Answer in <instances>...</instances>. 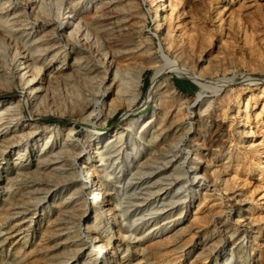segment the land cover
Instances as JSON below:
<instances>
[{
	"label": "rangeland",
	"instance_id": "rangeland-1",
	"mask_svg": "<svg viewBox=\"0 0 264 264\" xmlns=\"http://www.w3.org/2000/svg\"><path fill=\"white\" fill-rule=\"evenodd\" d=\"M76 1L85 4V7L77 5L75 10L85 9L79 17L89 22L93 34L107 44L105 48L114 55L116 65L144 67L139 96L131 112L126 113V104L114 100V85L107 92V80L97 92L94 85L98 84L99 76L61 70L65 50H71L61 23V14H64L61 8L68 0H0V17L9 20L1 24L3 27L0 25V75L3 77L8 72L13 77L16 74L12 78L13 84H0V99L16 103L25 98V88L12 59V45L27 41L28 46L36 50V56L40 55L39 62L45 63L42 77L47 82L43 90L47 96L38 108L24 109L20 123L31 119L39 126L43 137L52 134L53 143L59 141L61 144L67 138L68 141L82 139L89 133V124L103 130L106 136L116 129L123 130L122 140L109 145L106 155L109 160L104 167L111 173L104 172L102 179L109 186L103 193L106 206L114 207L106 199L110 194L116 196L121 200L120 208L125 218L122 219L121 211L113 208V216L102 215L96 221L99 224L103 220L102 225L112 237L107 243L108 248L100 253L98 261L95 260L96 253L93 255L85 248L91 246L92 234L100 233L105 237L106 232L86 229L94 221V211L82 213L84 205L78 200L79 195H70L71 182L80 183V177L84 176L80 161L73 159L76 154L71 152L62 167L64 175L71 172L68 177L58 173L51 175L50 164L45 162L39 171L32 164V157L28 158L34 154L33 158L37 159L49 151V147L41 150L44 140L34 143L39 136L32 135L21 138L14 144L24 153L17 159L18 163H24L14 165L13 162L14 168L0 165V264H47L52 258L57 264H89L91 258L94 264L100 261L104 264H264V0H179L180 18L173 11L170 0L164 1L162 8L169 16L165 34L155 33L150 0H108L110 7H105L106 10H98L104 0ZM245 1L253 3L251 10L259 8L260 11L249 15L240 11ZM56 2L62 4L59 6L62 17L49 14L56 8L53 5ZM142 12L150 15L144 16ZM119 23L125 26L124 29L135 30L132 31L136 34L135 40L141 41L137 47L131 44L132 41L124 40L123 33L127 30H118ZM181 30L186 34L180 40L181 44L176 45L171 32ZM108 32L112 37L117 34L121 43L129 44L123 47L109 44ZM167 41L173 43L172 47L165 45ZM160 42L172 58L176 56L175 49H184L185 56L190 53L188 56H193V61L190 57L187 59L189 64L186 63L192 72L207 81L225 78V84L217 92L213 88L201 89L185 75L164 70L153 83L156 70L165 63L166 54L160 51ZM38 44H43L42 52L38 50ZM48 45H54L56 53L51 61L49 57L41 56ZM118 47L132 49V53L115 54L113 50ZM248 77L255 80L250 81ZM152 87L154 96L146 100ZM80 93L90 94V99L85 101L88 111L84 115L78 110ZM165 108L169 110L166 125L159 126L153 120L142 132L137 126L133 130L129 126L133 117H147L152 111L158 115ZM201 111L203 115L199 116ZM0 117L9 119L5 112ZM3 125L0 126L2 132L7 130V125ZM218 134L223 139L216 140ZM173 137L176 148L167 152L164 145L170 139L174 140ZM16 149L9 152L0 148V162L13 161ZM86 152L87 149L82 151L83 154ZM171 157L174 167L165 165ZM97 164L90 162L88 166L96 167ZM18 167L24 170L17 175ZM194 170L198 173L197 180L193 179ZM202 174L208 178L199 182ZM92 178L97 181L98 173L95 172ZM89 190L90 184L83 186V197L90 206L92 195ZM154 197L165 199L158 205L164 206L158 212H155L156 203H151ZM61 203H64L63 208L73 207L75 213L70 210L72 214L67 211L62 215L64 218L61 216L63 219L58 222L63 223L62 231L57 242L48 234L62 213L59 212ZM67 235L79 244L85 243L84 251L77 252V256L74 250L69 252L65 248L71 241Z\"/></svg>",
	"mask_w": 264,
	"mask_h": 264
},
{
	"label": "bare ground",
	"instance_id": "bare-ground-1",
	"mask_svg": "<svg viewBox=\"0 0 264 264\" xmlns=\"http://www.w3.org/2000/svg\"><path fill=\"white\" fill-rule=\"evenodd\" d=\"M64 1V0H63ZM68 4L65 3L67 1H65L64 3L67 5H62V4H58L56 2V4L54 7H56L55 9H52L49 14H53L55 16H59L60 15V8L59 6L62 5L63 8V13L61 14L63 15V17L61 18V23H62V32L64 37L66 38V43L69 45L71 50H67L68 48H66L65 53H64V63L61 65V70L64 69H68L71 70L70 72H76L78 74V72L80 73H84L87 76H89L90 74H95L96 76L100 77V80L98 81L97 85L95 86V90L97 92L100 91V88L103 84L104 81L107 80V92L111 89V87H113L114 85V100L118 103V104H126L127 106V110L126 113L131 112L132 108H133V103L136 101V99L139 96V91L141 88V84L143 81V74H144V67L141 66H127L125 68H121L119 65L115 64L114 61V55H112V53L107 50L105 48L103 41L97 36L94 35L93 32L91 31L90 27H89V22H86L83 20V18L79 17V13L83 12L85 9H83L80 12H77L75 10V7H85L84 5H81L78 3V1L76 0H68ZM130 1V0H129ZM144 1V0H143ZM158 1V0H157ZM167 0H159L158 2H156V0H150L149 2L151 5V9H152V14H153V21L155 24V33H162L165 34V29L166 26L168 25L169 22V16L165 14V12L163 11L162 6L164 5V3ZM219 0H216V2H218ZM250 1V0H247ZM256 1V0H255ZM254 1V2H255ZM132 2V1H130ZM252 2V1H251ZM257 2V1H256ZM7 3V2H6ZM34 3V2H33ZM36 3V2H35ZM38 3V1H37ZM52 3V2H51ZM63 3V2H62ZM99 3V2H98ZM102 3V4H101ZM101 3L99 4L98 10H106L107 7L109 6L110 1L108 0H104L103 2L101 1ZM249 3V2H248ZM246 3H242V5L240 6V11H242L243 13L248 12L247 15H249V13H253V12H259V8H255L254 10H251L252 7L251 4ZM32 4V3H31ZM50 4V3H49ZM132 4V3H131ZM135 4V3H134ZM137 4V3H136ZM135 4V5H136ZM170 4L173 6V11H176V14L178 15V17L180 18V13H181V9L178 8V4H179V0H170ZM38 5V4H37ZM41 5V4H40ZM46 7V4H44ZM43 5V6H44ZM133 5V4H132ZM131 5V6H132ZM134 5V7H135ZM39 6V5H38ZM41 6V7H43ZM165 6V5H164ZM37 7V6H36ZM43 7V9L45 8ZM49 7V6H47ZM106 7V8H105ZM105 8V9H104ZM129 8H130V4H129ZM168 8V7H167ZM42 9V10H43ZM113 9V8H112ZM261 9V8H260ZM39 10V9H38ZM45 10V9H44ZM50 10V9H49ZM108 11V10H107ZM111 11V9H110ZM139 11V10H138ZM109 12V11H108ZM42 13V12H41ZM130 13V12H129ZM137 13V12H136ZM144 16H149L150 14H148L147 12H142ZM221 13V12H219ZM40 14V13H39ZM99 14V13H98ZM102 14V13H101ZM100 14V17H101ZM132 14V13H131ZM174 14V13H173ZM182 14V13H181ZM35 15V14H34ZM105 15V14H104ZM142 15V16H143ZM219 15V14H218ZM244 15V14H243ZM255 15V14H254ZM25 16V15H24ZM37 16V15H36ZM52 16V15H51ZM252 16V15H251ZM50 17V16H49ZM177 17V16H176ZM242 17V16H241ZM254 17V16H253ZM2 17H0V25H4L5 22H9V20H4L2 19ZM55 18V17H54ZM102 18V17H101ZM143 18V17H142ZM30 19V18H29ZM28 19V20H29ZM53 19V18H52ZM100 19V18H99ZM176 19V18H175ZM222 19V18H221ZM220 19V21H221ZM254 20V19H253ZM54 21V20H53ZM29 23V22H27ZM171 23V22H170ZM49 24V22H48ZM51 24V23H50ZM119 29L118 30H127L123 33V36L125 37V41L129 42L132 41L131 44H134L135 47H137L140 44V40H135L136 38V34H134L135 31L133 29H124L125 26L122 23H119ZM1 25V26H2ZM53 25V24H52ZM51 25V27H52ZM233 25V24H232ZM178 26V25H177ZM182 26V25H181ZM256 26V25H255ZM3 27V26H2ZM5 28V27H4ZM32 28V27H31ZM49 28V27H48ZM127 28V27H126ZM130 28V26H129ZM134 28V27H133ZM221 27H219L220 29ZM47 29V27H46ZM51 29V28H50ZM135 29V28H134ZM169 29V27H168ZM258 29V28H257ZM9 30V29H8ZM120 30V31H121ZM173 30V29H172ZM251 30V29H250ZM45 31V30H43ZM140 31V28H139ZM49 32V31H48ZM47 32V34H48ZM52 32V30H51ZM141 32V31H140ZM184 32V33H183ZM251 32V31H250ZM109 36H108V41L109 44L111 42L114 43L115 47H117L118 45H121L122 47L126 44L125 41H123L122 43L120 42V38L115 36H110V32ZM119 33V32H118ZM142 33V32H141ZM221 33V32H220ZM247 33V32H246ZM261 33V32H260ZM11 34V32H10ZM46 34V33H45ZM52 34V33H51ZM54 34V32H53ZM140 35V33H138ZM169 34V33H168ZM186 32L185 31H176L175 33L171 32V35L173 36L174 39V43H176V45H180L181 44V39L185 36ZM108 35V34H107ZM202 35V34H201ZM248 35V34H247ZM246 35V36H247ZM251 35V34H250ZM135 36V37H134ZM141 36V35H140ZM211 36V35H210ZM15 37V36H14ZM27 37V36H26ZM42 37V36H41ZM49 37V35H48ZM52 37V36H51ZM63 37V36H62ZM121 37V36H120ZM192 37V36H191ZM34 38V37H33ZM53 38V37H52ZM64 38V39H65ZM123 38V37H122ZM121 38V39H122ZM252 38V37H251ZM250 38V39H251ZM10 39V38H9ZM17 39V38H16ZM42 39V38H41ZM45 39V38H44ZM209 39V38H208ZM12 40V39H11ZM10 40V41H11ZM25 40V39H24ZM31 40V39H29ZM28 40V41H29ZM49 40V39H48ZM60 40V39H58ZM119 40V41H118ZM170 40V39H169ZM183 40V39H182ZM206 40V39H205ZM13 41V40H12ZM20 41V40H19ZM39 41V39H38ZM53 41V40H52ZM57 41V40H55ZM118 41V42H117ZM139 41V42H138ZM32 42V41H31ZM37 42V41H36ZM54 42V41H53ZM168 42V41H167ZM202 42V41H201ZM35 43V42H34ZM51 44V42H49ZM121 43V44H120ZM165 43V45H169L171 46V44L173 45V43L171 42V44ZM249 43V42H247ZM251 43V41H250ZM32 44V43H31ZM37 44V43H35ZM30 45V44H29ZM38 50H40L41 52L43 51V44H38ZM45 45V44H44ZM113 45V46H114ZM245 45V44H244ZM249 45V44H247ZM11 46V45H10ZM32 46V45H30ZM35 46V45H34ZM41 46V48H40ZM54 46V45H53ZM52 45H48L46 46L45 50L46 53L41 54V56L43 55L44 58H48L51 60H53V58L56 56V53H54V49H53ZM112 46V47H113ZM119 46V47H121ZM255 46V45H254ZM37 47V46H36ZM62 47V46H61ZM68 47V46H67ZM109 47L111 48V45H109ZM118 47V49H114L113 51H115V54L119 53V54H123L125 56V54L127 55L128 53H132V49L131 51L127 50H123L120 49ZM163 46V42H160V51L165 53ZM172 47V46H171ZM254 48V47H253ZM31 48L28 46L27 41H25V43L23 44H19L18 42H14L12 45V52H13V57L12 59H14V63L16 66L17 71L19 70V79L21 84H23V88H25V98L18 100L16 103L14 102H6L3 99H0V116L3 112H5V114H7V117L9 116V119L5 118L3 119V117H0V126H2L3 124L7 125L5 128H7L6 131L2 132L0 130V148H5V151L8 150L9 152L13 151V149H16L17 152L14 153L13 155V161L11 160V162L7 163V162H0V165L6 164V168H14L13 166V162L14 165H16L18 163V160L21 156L22 153V149H20V147L15 143V141L19 142V140H21V138L23 139L24 137L27 136H34L37 137L39 136V138H34L35 140L33 141L34 143H38L42 140H44V142L41 144V150L45 149L46 147H49V151L41 154L39 158L34 159L33 155H29L28 158L32 157V164H34L37 168V170L40 171V169L43 168V164L46 162V164H50L49 166H51V169H49V174L51 175H55V174H59L60 176H63L65 174L64 171V167L66 165V161L67 158L72 154L71 152H74L76 155L74 156V160L80 161L81 163V169L84 172V177L85 180L80 177V183L77 181H72L71 182V187H70V195H76L78 196V200L80 201L81 205L83 204L84 206L81 208L82 209V213H88L94 211V221L92 224H89L86 229L89 230L90 232H92L93 230L96 231H100L102 230L101 233L106 232L105 237L101 236L100 233L96 234H92L91 236V240L89 242H91V246H89L88 248H85L88 250V252H90L91 254H95L97 256H95V260L98 261V257L100 256V253H104L105 252V248L107 247V243L110 242L111 240V235H109L107 233V230L105 229L103 220H100L99 224H96V221L101 218L102 215H107L110 214L111 216H113V213L111 212L112 209L114 208L115 210H119V212L121 211V217L122 219H124V213H122V209L120 208V204H121V200L119 198L116 199V196H113L110 194V196L108 197V199H106V201H110L109 203L113 204L114 207L110 208L107 207L105 204V197L103 196V193L106 191V189L109 187L106 183V181L104 179H102V174L104 172L107 173V175L110 173L107 172L106 167H104V165L107 163L106 161L109 160L107 158V153H108V148L110 147L109 145L117 140H122L123 135L125 134L123 132V130H118L116 129V131L113 134H110L108 136H106V133L103 132V130H100L98 128H95V126L93 124H89V133L87 135H85L82 139H78V138H73L71 139V141H68L69 139H63L62 144L61 142L58 141V143H53V140L51 139L52 137H54V135H50L47 137H43V135L41 134V131H39V126L36 125L33 121H31V119L25 120V123H20V119L21 117L24 115V109H34V108H38V105L41 104V101L45 99V97L47 96L43 90L45 89L44 84L47 83L44 81V78L42 77V72L45 69V63H40L39 62V56H36L35 51L33 50V48L30 50ZM35 49V48H34ZM176 51V56L174 58L170 57L169 54H166L165 57L163 59H165V63L160 66L154 76H153V83L156 82V80L160 77V75L162 74V71L164 70L165 72H173V73H179L182 75H185L186 77L190 78L192 81L196 82L201 89H207V88H213L217 90H219L224 84L226 79L225 78H219L216 81H207L206 79H204L203 77H201V75L192 72V70H190V68L187 65V59H189L190 57L188 56L190 53H188L187 56H185V53H187L184 49H175ZM148 51V50H147ZM255 51V50H254ZM134 52V50H133ZM146 52V51H145ZM38 53V52H37ZM147 53V52H146ZM229 53V52H228ZM262 54V53H261ZM260 54V55H261ZM58 55V54H57ZM122 55V56H123ZM42 56V57H43ZM119 56V55H118ZM252 56V55H251ZM193 57V56H192ZM191 57V58H192ZM43 58V59H44ZM42 59V58H41ZM1 60V59H0ZM45 61V60H44ZM61 61V62H63ZM163 61V60H162ZM191 62L193 61L190 60ZM187 62V63H186ZM49 63V62H48ZM47 63V64H48ZM46 64V65H47ZM156 64V63H155ZM189 64V63H188ZM254 64V63H253ZM65 65V67H63ZM161 65V64H160ZM52 66V65H51ZM48 66V67H51ZM159 66V65H158ZM253 69V68H252ZM252 71V70H251ZM46 72V71H45ZM61 72V71H60ZM17 73V74H18ZM2 75V73H0ZM10 74V73H9ZM166 74V73H165ZM0 75V84L2 85H11L13 84V77H15V75L12 77L10 75H8V72H6L5 74H3V77ZM45 75V74H44ZM60 74H58L59 76ZM52 76V75H51ZM249 76V75H248ZM54 78V76H53ZM52 78V79H53ZM245 78V77H243ZM260 78V77H259ZM17 79V78H16ZM17 79V80H19ZM232 79V78H231ZM248 80L252 81L255 80L253 77H248ZM48 80V79H47ZM51 81V79H49ZM48 80V81H49ZM11 83V84H10ZM157 84V83H156ZM46 85V84H45ZM52 87V86H51ZM8 89V88H7ZM10 90V89H9ZM50 90V89H49ZM54 94V93H53ZM89 94V93H88ZM94 94V93H93ZM92 94V95H93ZM199 97H202V93L199 92ZM78 96L80 97V101H79V109L81 114L84 115V113L86 111H88V108L86 105L85 106V101H88V98L90 99V94H78ZM77 96V97H78ZM154 94H153V87L151 88V90L148 92L146 100H148V98H153ZM204 97V96H203ZM239 98V97H238ZM52 99V98H51ZM76 99V98H75ZM78 99V98H77ZM199 99V98H198ZM229 99V98H228ZM113 100V101H114ZM145 100V99H144ZM45 101V100H44ZM57 101V100H56ZM71 101V100H70ZM58 102V101H57ZM73 102V101H72ZM71 102V103H72ZM75 102V101H74ZM78 102V101H77ZM51 103V102H50ZM60 103V101H59ZM96 103H98V101H96ZM241 103V102H240ZM74 104V103H73ZM238 104V103H237ZM248 104V103H247ZM42 105V104H41ZM53 105V104H52ZM77 105V104H76ZM62 106V104H61ZM67 106V105H66ZM40 107V106H39ZM72 107V106H71ZM77 106H75L76 108ZM202 107V106H201ZM222 107V106H221ZM93 111V110H92ZM114 111V110H113ZM168 109H162L159 114L157 115L156 113H154L152 111V113H150L147 117H145L144 115H140V116H136L133 117L132 120L129 123V126L131 127V129L133 130V127H139L140 128V132L143 131V129H145L147 124H150L153 122V120H156L158 125H166L167 121L169 120V113H168ZM204 111V110H203ZM79 112V113H80ZM110 112V111H109ZM112 113V112H110ZM9 114V115H8ZM60 114V113H58ZM199 116H202V111L199 113ZM108 115V114H107ZM224 115V114H223ZM4 116V115H3ZM106 118V117H105ZM154 118V119H153ZM88 119V118H87ZM5 120V121H4ZM169 122V121H168ZM168 125V124H167ZM148 126V125H147ZM169 126V125H168ZM167 126V127H168ZM49 127V126H47ZM127 127V126H126ZM138 129V128H137ZM52 130V129H51ZM50 130V131H51ZM69 130V129H68ZM179 130V129H178ZM49 131V132H50ZM57 131H60V129L58 128ZM71 131V130H70ZM165 131V130H164ZM175 131V130H174ZM55 133V132H54ZM96 133V136H95ZM218 133V132H217ZM252 133V132H251ZM70 136V134L68 135ZM75 137V136H74ZM142 137V136H141ZM175 137V136H174ZM173 137V138H174ZM216 138V137H215ZM222 138V137H221ZM220 138V134L217 135L216 140L221 139ZM176 138H174V140L170 139V141H167L165 143L164 146H166L167 148V152L173 151V148H176V143L175 140ZM223 139V138H222ZM56 140V139H55ZM162 140V139H161ZM16 142V143H17ZM21 142V141H20ZM52 142V143H51ZM118 142V141H117ZM120 142V141H119ZM219 142V141H218ZM222 142V141H221ZM158 147V146H157ZM89 148V149H88ZM87 149L86 153H82L83 150ZM154 149V148H153ZM161 149V148H160ZM4 150V149H2ZM1 150V151H2ZM46 151V150H45ZM14 152V151H13ZM35 152V151H34ZM110 152V151H109ZM2 153V152H1ZM26 154L28 152H25ZM138 153V152H137ZM167 154V153H166ZM22 155H24V153H22ZM172 155V154H171ZM111 157V156H110ZM128 157V156H127ZM174 157V156H172ZM171 159L167 160L165 162V165L168 166L169 164H171V162L173 161ZM28 158H25L28 159ZM170 158V157H169ZM175 158V157H174ZM200 158V157H198ZM95 159V160H93ZM23 160V159H22ZM129 162H131V159H128ZM196 160V159H195ZM202 160V159H201ZM179 161V159H178ZM26 162V161H25ZM90 162H95V163H99L97 164L96 167H91L90 165L88 166V163ZM128 162V163H129ZM176 162V161H175ZM19 163H24L19 161ZM18 163V164H19ZM105 163V164H104ZM134 163V162H133ZM249 164V163H248ZM175 163L173 162L171 164V167H174ZM177 165V163H176ZM179 165V164H178ZM198 164H196L197 166ZM34 166V167H35ZM45 166V165H44ZM195 166V167H196ZM46 167V166H45ZM63 167V168H62ZM178 167V166H177ZM176 167V168H177ZM49 168V167H48ZM47 168V169H48ZM66 169V168H65ZM244 169V168H243ZM23 171L24 169H21L18 167L16 174H20L21 171ZM32 170V169H31ZM176 170V169H175ZM207 170V169H206ZM240 170V169H239ZM242 170V169H241ZM26 171V170H25ZM47 171V170H46ZM68 171V170H67ZM129 171V170H128ZM131 171V170H130ZM33 172V171H32ZM35 172V171H34ZM69 172V171H68ZM74 172V171H73ZM72 172V173H73ZM95 172L98 173V180H94L92 178V175L95 174ZM113 172V171H112ZM172 172V171H171ZM13 173V172H12ZM37 173V172H36ZM71 173V172H70ZM70 173H68L67 176L70 175ZM106 173L104 175H106ZM23 174V173H22ZM80 174V172H79ZM166 174V173H165ZM175 174V172L173 173ZM197 171L194 170L193 172V179L197 180L198 179V175H197ZM11 175V174H10ZM12 176V175H11ZM50 176V175H49ZM59 176V177H60ZM81 176V175H80ZM236 176V175H235ZM6 179H9V176L7 177V175L5 176ZM15 176H13L12 178H14ZM52 177V176H51ZM54 177V176H53ZM119 177V176H118ZM11 178V177H10ZM173 178V177H172ZM208 177L204 174H202V176L199 178V182L202 180H206ZM5 179V180H6ZM15 179V178H14ZM72 179V178H71ZM13 180V179H10ZM9 180V181H10ZM58 180V179H56ZM185 180V179H184ZM100 182V186L98 185V183ZM58 183V182H57ZM54 184V183H53ZM59 184V183H58ZM57 184V185H58ZM88 184H90V194L92 195L91 198V205L89 206L87 203L86 198H84V192H83V186H87ZM172 184V182H171ZM231 184V183H230ZM52 185V184H51ZM209 185V184H207ZM211 186H213L211 184ZM216 186V185H215ZM48 187H50L48 185ZM47 188V187H46ZM103 189H105L103 191ZM108 190V189H107ZM171 190H169V192H171ZM60 192V191H59ZM25 193V192H24ZM57 192L55 193V198H56ZM66 198V197H65ZM71 198V197H70ZM69 198V199H70ZM63 199V198H62ZM81 199V200H80ZM173 199V198H172ZM20 200V199H19ZM165 199L164 198H155L151 203H156V206H158L161 202L163 203ZM169 200V199H167ZM22 201V200H21ZM174 201V200H173ZM27 202V201H26ZM55 202V199L54 201ZM165 202V201H164ZM39 203V202H37ZM13 204V203H12ZM171 204V203H170ZM16 205V204H14ZM24 205V204H23ZM37 205V204H36ZM64 203L60 204V209L59 212L60 216L57 218V221L55 223H53L52 228L50 230V233L48 235L51 236V238H55L54 240H57V242L59 241V235L62 231L61 229V225L63 224L62 222L59 223L58 221H60V219L63 217L62 215H66L64 214L65 212L69 211L71 213L70 210H72L73 212V207H66L63 208ZM67 205V204H66ZM166 205V204H165ZM161 206H163V204H161ZM160 206V207H161ZM16 207V206H15ZM75 207V206H74ZM160 207L158 206L155 209V212H158ZM164 207V206H163ZM17 209V208H16ZM78 209V208H77ZM162 209V208H161ZM5 210V209H4ZM14 211V210H13ZM12 211V212H13ZM7 212V211H6ZM8 213V212H7ZM5 213V215L7 214ZM75 213V212H73ZM9 214V213H8ZM7 214V215H8ZM13 214V213H12ZM68 214V213H67ZM72 214V213H71ZM11 217V215H9ZM8 216V217H9ZM62 216V217H61ZM74 216V215H73ZM67 216H65L66 219ZM70 217V216H69ZM68 217V218H69ZM124 217V218H123ZM33 218V217H31ZM64 218V217H63ZM62 218V219H63ZM179 219V218H178ZM32 220V219H31ZM70 220V219H69ZM70 222V221H69ZM68 222V223H69ZM63 228V227H62ZM2 229V228H1ZM101 229V230H100ZM67 230V229H66ZM65 230V231H66ZM114 231V230H113ZM131 232V231H130ZM85 233V232H84ZM131 234H135L137 235L138 233L136 232H131ZM49 236V237H50ZM64 236V235H62ZM69 235H67L66 237H68ZM132 236V235H130ZM72 238V237H71ZM70 237H68V239H70V243L68 246H65V248L69 249V252L74 250L75 252V256H77V252L79 251H84L83 248V244L85 243H77L74 240H72ZM62 239V238H61ZM122 239V238H121ZM80 240V239H79ZM81 240H83L81 238ZM87 240V239H86ZM55 244V243H54ZM93 244V245H92ZM57 246V245H56ZM64 248V249H65ZM73 248V249H71ZM67 249V250H68ZM46 251V250H45ZM64 251V250H63ZM55 252V251H53ZM62 253V252H61ZM80 253V252H79ZM65 254V253H64ZM56 255V254H55ZM60 255V253H59ZM72 256V254H71ZM53 257V256H52ZM57 257V256H56ZM49 258V257H48ZM51 258V257H50ZM60 259V258H59ZM58 259V260H59ZM44 260V258H43ZM53 262H55V259H51L49 261H47V264H52ZM61 262V261H60ZM53 263V264H57ZM97 264V262H95ZM99 264H104L103 261L98 262ZM89 264H94V261L92 260V258L90 259Z\"/></svg>",
	"mask_w": 264,
	"mask_h": 264
}]
</instances>
